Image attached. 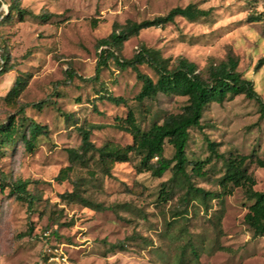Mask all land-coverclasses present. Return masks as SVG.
Wrapping results in <instances>:
<instances>
[{"label":"rangeland","instance_id":"obj_1","mask_svg":"<svg viewBox=\"0 0 264 264\" xmlns=\"http://www.w3.org/2000/svg\"><path fill=\"white\" fill-rule=\"evenodd\" d=\"M0 1V55L7 52L12 65L0 74V122L25 106L28 117L48 128L33 151L25 150L18 140L0 157V181L5 185L0 190V264H39L46 243L62 244L70 264H178L179 254L183 264H264V235L252 237L243 222L250 201L241 188L206 204L199 200L185 204L183 188L167 181L169 171L161 177L138 172L135 157L115 163L109 176L90 161L75 165L63 180L55 178L69 164L66 150L80 144L78 127L84 122L97 125L90 133L95 146L106 141L125 145L131 137L113 126L116 117H125L131 108L146 129L166 114L179 112L185 103V97L158 94L138 104L134 97L141 84L135 72L121 70L112 61L100 70L98 80H83L94 74L98 40L114 24L150 19L188 3L209 9L207 17L191 21L177 16L163 27L141 30L124 42L120 55L130 58L143 44L160 50L163 57L183 56L203 68L210 60L218 62L232 53L238 58L237 69L264 98V64L254 68L264 56V0ZM13 1L34 15L52 16L41 20L29 15L21 20L7 14ZM257 14L260 20H249ZM69 69L74 72L71 78ZM139 70L155 79L146 65ZM18 75L28 77L25 89L15 101L4 100ZM104 91L125 98L126 104L97 98ZM40 101L41 108L33 106ZM201 124L202 128L189 130L188 172L193 162L209 155L206 138L217 143L224 158L230 153L264 155V119L259 118L253 99L237 95L222 104L210 103ZM172 153L166 143L164 156ZM223 157L205 166L204 177L192 175L194 186L218 192ZM249 170L256 178L254 189L263 191L264 168L251 164ZM78 179L83 196L100 203L101 210L59 196L72 190ZM16 181L27 182V190L36 197L31 206L10 193ZM165 181L171 196L161 201L159 191ZM188 239L197 258L188 247L182 251ZM117 241H124L125 249H112Z\"/></svg>","mask_w":264,"mask_h":264},{"label":"trees","instance_id":"obj_2","mask_svg":"<svg viewBox=\"0 0 264 264\" xmlns=\"http://www.w3.org/2000/svg\"><path fill=\"white\" fill-rule=\"evenodd\" d=\"M206 2L208 0H201ZM1 5V1H0ZM210 10L198 6L196 3L175 6L163 15H157L150 19L141 21L127 20L124 24H114L112 30L105 37L98 40L99 51L95 72L91 77L83 80H98L99 72L103 67L112 61L119 69L127 68L135 72L136 79L140 82V89L134 99L138 104L145 100H153L158 94L176 95L185 97V103L177 113L166 114L161 121H153L148 128L143 129L137 121L133 109L129 108L125 117H116L114 127L127 132L131 141L125 145L106 141L101 146H95L90 140L91 130L97 125L84 122L78 127L80 134V144L76 148H68L69 164L55 177L63 180L68 177L70 171L77 164L86 165L94 162L98 170L104 176H109L115 163L127 162L132 157L137 158L136 168L138 172H149L154 177H161L166 171L170 172L168 182L179 184L183 188L182 200L188 204L190 200H199L201 204L215 197L223 199L226 195H231L234 188H241L244 196L250 201L247 211L243 216V222L252 232V237L264 235V190L254 189L256 178L249 170V165L264 168V155L230 153L223 157L217 151V143L205 139L209 155L204 160L192 163L190 172L186 170L191 161L187 157L186 147L191 128H202L201 119L205 107L210 103L222 104L226 100L233 99L237 95H243L248 99H253L258 104L259 118L264 119V98H262L254 88L253 82L243 76L237 69L238 58L232 53H227L223 60L215 62L210 60L203 68H199L196 63L183 57L177 56L174 59L163 57L160 50L140 44L130 58H124L120 51L125 41L137 36L141 30L150 27H163L173 22L177 16L187 20H197L207 17ZM14 13L21 20L25 16H35L41 20H48L52 15L41 13L34 15L32 12L21 8L16 1L8 3L7 14ZM261 19L259 14L250 16V21ZM0 74L12 69L10 55L3 52L0 55ZM264 64V56L260 57L255 64V70ZM140 65L150 68L155 79L147 73L139 70ZM68 77L74 75L72 70L66 71ZM28 77L18 75L6 94L4 100L15 101L27 85ZM97 98L108 100L113 104H126V99L121 96H113L104 91ZM40 101L33 106L41 108ZM67 117V115H65ZM48 128L46 125L31 119L25 114V106H20L16 115H10L4 122H0V157L5 154V147L11 146L20 140L25 150L33 151L40 136L46 135ZM169 144L173 153L167 158L164 156V146ZM223 157V172L218 178L220 190L212 192L201 187L194 186L191 176L204 177L205 166L213 158ZM167 181L161 184L159 198L167 201L171 192L166 185ZM26 181H16L10 187V193L18 200H26L31 206L36 197L26 188ZM81 181H74L73 189L62 192L59 196L69 203H80L85 207L101 210L100 203H94L81 193ZM5 188L0 181V190ZM85 192V190L83 191ZM187 209H185L186 211ZM176 213L175 215H177ZM220 217V215L218 216ZM55 234V232H53ZM49 239V236L46 237ZM192 243L188 239L183 247L191 250L194 258L198 257ZM112 249H125L124 241H117L111 244ZM178 264H183L179 254Z\"/></svg>","mask_w":264,"mask_h":264},{"label":"built area","instance_id":"obj_3","mask_svg":"<svg viewBox=\"0 0 264 264\" xmlns=\"http://www.w3.org/2000/svg\"><path fill=\"white\" fill-rule=\"evenodd\" d=\"M45 237L48 233H43ZM39 264H70L62 244L46 243L40 253Z\"/></svg>","mask_w":264,"mask_h":264}]
</instances>
